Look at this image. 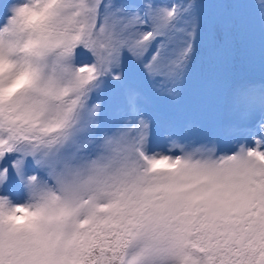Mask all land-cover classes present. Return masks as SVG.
Instances as JSON below:
<instances>
[{
    "label": "snow or ice",
    "instance_id": "1",
    "mask_svg": "<svg viewBox=\"0 0 264 264\" xmlns=\"http://www.w3.org/2000/svg\"><path fill=\"white\" fill-rule=\"evenodd\" d=\"M6 5L0 264H264V75L183 103L221 32L264 72V0Z\"/></svg>",
    "mask_w": 264,
    "mask_h": 264
},
{
    "label": "trees",
    "instance_id": "2",
    "mask_svg": "<svg viewBox=\"0 0 264 264\" xmlns=\"http://www.w3.org/2000/svg\"><path fill=\"white\" fill-rule=\"evenodd\" d=\"M262 72L258 55L253 54L250 41L236 32L220 33L217 48L212 51L206 43L198 45L188 80L202 85L212 79L227 83L245 80L259 81ZM192 99H197L193 92Z\"/></svg>",
    "mask_w": 264,
    "mask_h": 264
},
{
    "label": "rangeland",
    "instance_id": "3",
    "mask_svg": "<svg viewBox=\"0 0 264 264\" xmlns=\"http://www.w3.org/2000/svg\"><path fill=\"white\" fill-rule=\"evenodd\" d=\"M8 0H0V4L4 5L5 8H7ZM3 14V8H0V15ZM200 83L194 80H188L187 85H186V93L184 97L183 103L185 104H193L196 100L192 99L191 96L193 92L197 95L199 88H200Z\"/></svg>",
    "mask_w": 264,
    "mask_h": 264
},
{
    "label": "clouds",
    "instance_id": "4",
    "mask_svg": "<svg viewBox=\"0 0 264 264\" xmlns=\"http://www.w3.org/2000/svg\"><path fill=\"white\" fill-rule=\"evenodd\" d=\"M10 11H11V9H10Z\"/></svg>",
    "mask_w": 264,
    "mask_h": 264
}]
</instances>
